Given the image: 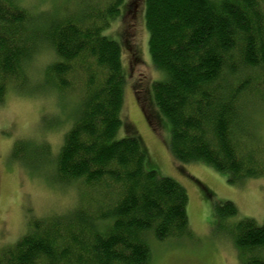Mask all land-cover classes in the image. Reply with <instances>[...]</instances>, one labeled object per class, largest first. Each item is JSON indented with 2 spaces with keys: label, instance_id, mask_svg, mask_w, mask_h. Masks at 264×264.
Segmentation results:
<instances>
[{
  "label": "trees",
  "instance_id": "trees-1",
  "mask_svg": "<svg viewBox=\"0 0 264 264\" xmlns=\"http://www.w3.org/2000/svg\"><path fill=\"white\" fill-rule=\"evenodd\" d=\"M93 1L59 16L0 0V105L9 90L78 93L54 161L60 181L86 188L71 212L32 221L0 264H151L149 236L189 235L186 190L145 170L137 135L116 138L125 78L121 49L103 32L124 0L101 8ZM143 16L151 63L165 76L152 97L169 126L173 159L204 163L232 183L264 178V141L250 122L264 106V0H144ZM40 49L54 58L31 85L29 65ZM214 215L225 221L237 210L227 202ZM233 240L240 264H264V221L239 220Z\"/></svg>",
  "mask_w": 264,
  "mask_h": 264
},
{
  "label": "rangeland",
  "instance_id": "rangeland-1",
  "mask_svg": "<svg viewBox=\"0 0 264 264\" xmlns=\"http://www.w3.org/2000/svg\"><path fill=\"white\" fill-rule=\"evenodd\" d=\"M79 1L19 3L30 12L52 14L55 8L59 16H69L79 14ZM103 1L94 0L93 4L101 8ZM143 14L144 0H124L119 16L103 35L119 45L125 78L122 127L116 138L137 135L148 156L145 170L176 181L188 195L189 235L161 242L149 236L151 264H240L233 242L234 225L242 219L263 223L264 178L232 183L229 174L204 163L180 164L173 159L168 147L169 126L152 97V85L165 76L151 63ZM52 58L45 49L36 54L29 65L31 85L41 80V71ZM77 100L78 93L27 96L9 90L0 105V255L29 232L32 221L71 212L84 199L86 188L81 182L60 181L54 161L71 126L70 115ZM260 107L253 111L250 122L259 140L264 141V106ZM16 143L18 149L14 148ZM227 202L236 207L237 215L220 221L214 215L215 206Z\"/></svg>",
  "mask_w": 264,
  "mask_h": 264
}]
</instances>
